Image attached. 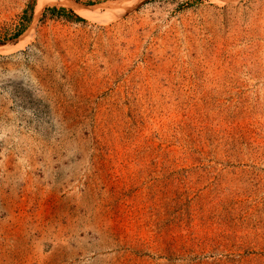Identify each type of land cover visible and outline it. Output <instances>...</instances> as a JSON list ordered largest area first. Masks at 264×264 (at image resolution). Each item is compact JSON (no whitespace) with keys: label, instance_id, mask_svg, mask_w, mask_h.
<instances>
[{"label":"rangeland","instance_id":"rangeland-1","mask_svg":"<svg viewBox=\"0 0 264 264\" xmlns=\"http://www.w3.org/2000/svg\"><path fill=\"white\" fill-rule=\"evenodd\" d=\"M25 239L264 264V0H0V242Z\"/></svg>","mask_w":264,"mask_h":264},{"label":"crops","instance_id":"crops-1","mask_svg":"<svg viewBox=\"0 0 264 264\" xmlns=\"http://www.w3.org/2000/svg\"><path fill=\"white\" fill-rule=\"evenodd\" d=\"M7 232H4V235H15L18 234V231L16 228H9L7 229ZM23 237H27L29 235L35 234L36 239L42 238L44 234H47L46 230L39 229V230H33V229H27L23 228L20 232ZM64 232H62L63 234ZM65 245V244H64ZM58 245V244H44V243H38V242H30L29 240H20V241H5L3 243L0 242V264H27L30 260V252L34 250H61L62 252L65 251V246ZM25 252L22 257H19L17 252ZM58 255L51 254L50 256H46L45 260H40L43 264H53V261L55 257ZM17 260H21L22 262H17ZM37 260V258H36ZM39 261V260H38ZM29 264V263H28Z\"/></svg>","mask_w":264,"mask_h":264}]
</instances>
